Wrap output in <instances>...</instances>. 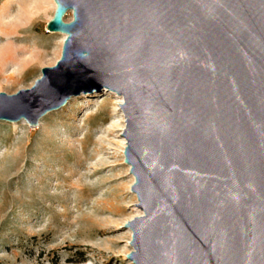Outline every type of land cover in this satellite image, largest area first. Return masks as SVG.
Here are the masks:
<instances>
[{
    "label": "water",
    "instance_id": "water-1",
    "mask_svg": "<svg viewBox=\"0 0 264 264\" xmlns=\"http://www.w3.org/2000/svg\"><path fill=\"white\" fill-rule=\"evenodd\" d=\"M55 1L62 57L0 92V118L37 126L71 94L113 90L145 214L126 259L264 264V0Z\"/></svg>",
    "mask_w": 264,
    "mask_h": 264
},
{
    "label": "rangeland",
    "instance_id": "rangeland-1",
    "mask_svg": "<svg viewBox=\"0 0 264 264\" xmlns=\"http://www.w3.org/2000/svg\"><path fill=\"white\" fill-rule=\"evenodd\" d=\"M55 8L38 19L37 30L24 33L34 53L47 58L60 38L47 29ZM72 20L73 14L65 18ZM2 37L0 45L11 42ZM36 66L16 82L5 81L0 68V92L32 88L42 69L54 65ZM119 97L108 89L72 96L37 126L0 119V264H135L126 259L134 250L126 225L144 211L125 161ZM111 220L123 223L111 227ZM110 239L114 250L106 248Z\"/></svg>",
    "mask_w": 264,
    "mask_h": 264
},
{
    "label": "bare ground",
    "instance_id": "bare-ground-1",
    "mask_svg": "<svg viewBox=\"0 0 264 264\" xmlns=\"http://www.w3.org/2000/svg\"><path fill=\"white\" fill-rule=\"evenodd\" d=\"M55 7H57V3L55 0H3V2L0 5V33H1L0 38L2 39L3 38L2 36H4L6 39L11 40V42L7 45H2V44L0 45V68L5 73V76H4L5 81L16 82L18 80L21 81V80L27 79L28 76H30L32 72L36 71L37 69L36 65H39V64H42V65L52 64L54 66L57 65L56 63H58L57 61L61 55L62 44L63 42L65 43V40L68 36L67 33L57 31L60 34V38L57 41L58 44L56 45L57 47H55L56 49L53 55L49 58H47V56L44 53H41V52L38 54L34 53V50H32V48L27 44L26 35H24L25 32H33V30L34 31L37 30L40 27V21H38V19L48 18L50 16L49 14L50 11L53 10ZM66 14L67 16L65 17ZM66 14L63 16L64 21H65V18H68V16L73 14V10H70ZM73 18H74V14H73ZM62 53H63V49H62ZM48 67H51V66H48ZM42 74H43V71H42ZM109 90L113 91L111 89H108V91ZM76 95L78 94H71L69 96V99L72 96H76ZM123 103H125L124 97L120 95L119 100H118V106H121ZM58 108L47 110V112L58 109ZM119 110L121 112L122 109L120 108ZM45 114H42V115L44 116ZM42 115L38 117L37 121H39L40 118H42ZM0 119L10 121V122H17V121H20L21 119L26 120L24 116H22L21 119L14 120V121L3 119V118H0ZM122 121L124 120L122 119ZM121 127L123 129L124 124H122ZM122 146L124 149L125 140H122ZM94 168L95 170L98 171L100 169L99 164L96 165ZM121 223H123L122 220H111L112 225L110 226L112 227V226H115ZM107 232L109 233L110 230H105V233ZM115 242H116L115 239H110L109 240L110 244H108L106 248L110 250L112 249L114 250ZM79 264H86V263L83 262ZM104 264H109V261Z\"/></svg>",
    "mask_w": 264,
    "mask_h": 264
}]
</instances>
